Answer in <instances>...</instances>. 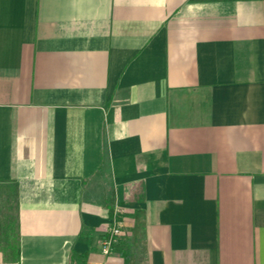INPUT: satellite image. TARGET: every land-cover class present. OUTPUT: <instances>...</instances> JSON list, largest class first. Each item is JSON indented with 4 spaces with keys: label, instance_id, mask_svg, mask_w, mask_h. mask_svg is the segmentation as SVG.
Here are the masks:
<instances>
[{
    "label": "crops",
    "instance_id": "0c3cea01",
    "mask_svg": "<svg viewBox=\"0 0 264 264\" xmlns=\"http://www.w3.org/2000/svg\"><path fill=\"white\" fill-rule=\"evenodd\" d=\"M0 264H264V0H0Z\"/></svg>",
    "mask_w": 264,
    "mask_h": 264
},
{
    "label": "built area",
    "instance_id": "2783aa9c",
    "mask_svg": "<svg viewBox=\"0 0 264 264\" xmlns=\"http://www.w3.org/2000/svg\"><path fill=\"white\" fill-rule=\"evenodd\" d=\"M107 233L108 235L102 243V252L106 255H109L112 250L113 244L117 241L118 237L122 235L120 221L113 218L112 223L107 229Z\"/></svg>",
    "mask_w": 264,
    "mask_h": 264
},
{
    "label": "trees",
    "instance_id": "16d2710c",
    "mask_svg": "<svg viewBox=\"0 0 264 264\" xmlns=\"http://www.w3.org/2000/svg\"><path fill=\"white\" fill-rule=\"evenodd\" d=\"M11 255L13 256V257H15V258H18V247H17V245H15L14 247L12 246V249H11Z\"/></svg>",
    "mask_w": 264,
    "mask_h": 264
},
{
    "label": "rangeland",
    "instance_id": "374dc122",
    "mask_svg": "<svg viewBox=\"0 0 264 264\" xmlns=\"http://www.w3.org/2000/svg\"><path fill=\"white\" fill-rule=\"evenodd\" d=\"M4 206H5V208H6L7 204L4 205ZM4 206L1 207V215L3 214L4 210L6 211V209H4ZM5 213H6V212H5ZM6 214H7V216H8V213H6ZM2 216H3V215H2ZM2 216H1V217H2ZM10 216H11V218H12V205H11V214H10ZM4 231H5V230H3V229L1 230L2 234L4 233ZM6 231H8V230H6ZM3 238H4V237H3V235H2V239H1V240H3Z\"/></svg>",
    "mask_w": 264,
    "mask_h": 264
}]
</instances>
